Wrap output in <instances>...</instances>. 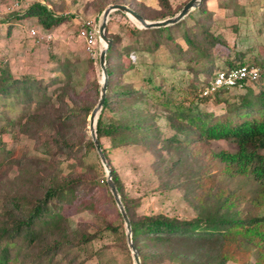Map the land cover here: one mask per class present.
<instances>
[{"label":"trees","instance_id":"16d2710c","mask_svg":"<svg viewBox=\"0 0 264 264\" xmlns=\"http://www.w3.org/2000/svg\"><path fill=\"white\" fill-rule=\"evenodd\" d=\"M97 2L102 14L110 3L124 4L127 0ZM158 2L160 8L154 10V17H150L145 13V7L136 8L134 0H128L130 7L149 20L168 18L185 6L183 4L177 10L171 0ZM215 2L204 0L180 22L167 27L139 28L128 20L122 24L127 37L110 31L112 15L126 16L122 11L112 12L107 25V35L113 43L107 53V95L97 132L131 219L133 241L141 264H252V257H255L254 264H264V213L245 211L236 206L238 200L245 199L255 207H264V59L254 56L253 64H247L249 51L228 43L224 26H218L214 17L215 11L221 7L212 5ZM237 5L235 0L230 16L239 17L245 13L244 7L241 13L238 12ZM23 16L37 19L42 28L50 32L66 20V16L57 15L41 2L32 4ZM261 18L264 24V12H261ZM231 29L238 32L240 28L236 23ZM177 32L182 33L180 37ZM219 46L229 49L225 58L228 67L221 70L244 65L260 68L258 80L244 82L245 92L230 94L232 88H222L215 94L203 95L216 74H212L211 69L215 66L214 53ZM134 50L152 53L154 62L160 65H167L170 60L175 64L183 61L196 76L198 71L192 63H197L203 66V72L209 69L210 78L196 89L188 84L187 94L178 101L167 96L162 85L154 86L153 90H161L156 100L148 90L135 85L136 66H127L121 59V55H129ZM94 57V62L100 63L99 46ZM72 68L71 61H62L60 71L47 83L35 75H17L8 64H0V97L5 100L0 102V137L9 132L16 134V121L7 111L10 99L14 105L23 104L29 108L34 105L35 110L31 113H22L19 133L33 137L38 134V139L45 134L47 139L44 142L53 158L65 155L67 159L76 160L83 169L62 175L59 171L62 161L58 159L54 163L44 160L42 166L45 168L31 162L27 166L25 157L7 150L0 138V173L5 174L13 166H17L20 172L19 177L10 183L12 189L3 196L0 206V264H82L83 260L79 261L73 250L94 243L107 230L118 234L122 246L131 252L123 216L108 187L89 128V117L98 103L101 83L94 79L85 86L81 83L72 86ZM58 83L62 85L50 92ZM72 93L80 98H74ZM86 94H91L92 99L83 97ZM151 97L155 98L153 104L148 102ZM211 100L224 106L223 113L216 114L201 107ZM163 128H170L173 133L164 137ZM104 140L110 142L109 147L105 146ZM212 140H232L237 149L213 151L199 173L194 176L177 174L174 184L166 183L161 187L163 191L179 189L197 211L195 217L138 212V200L125 192L110 151H123L129 155L135 149L160 157L161 171L167 180L181 160L166 159L163 151L192 146L193 154L202 149L208 152ZM218 161L223 164L222 171L226 174L246 176L254 181L256 189L250 199L236 192L221 195L212 192L216 175L211 174L210 169ZM108 202L117 209V217L107 219V225L98 224L94 229L84 223H79L75 229L70 225L71 209L89 211L103 220L105 216L100 213L99 206Z\"/></svg>","mask_w":264,"mask_h":264},{"label":"rangeland","instance_id":"374dc122","mask_svg":"<svg viewBox=\"0 0 264 264\" xmlns=\"http://www.w3.org/2000/svg\"><path fill=\"white\" fill-rule=\"evenodd\" d=\"M19 1L21 4L20 9L13 11L10 9L13 0H0V64H8L17 75H35L40 77L43 82L49 83L51 77L60 71V63L64 60H69L73 64L72 86H80V83L85 86L89 81L94 79H98L100 83L102 82L103 72L100 63L94 62L96 58L89 54L84 40L78 36L83 20H90L99 24L102 14L99 13V3L97 0ZM187 1L171 0V3L178 10ZM237 1V11L241 13L244 7V14L239 17L230 16L232 13L231 8L235 5V0H227L225 3L224 0H216L212 5H221V7L219 6L218 10L215 11L214 17L218 20V26H224L223 32L228 43L231 46L236 44L240 50L249 51L246 63L253 64L254 56L264 59V24H262L261 18V12H264V0ZM36 2L47 5L57 15L66 16L65 22L55 30L57 36L55 41L40 44L29 35V30L32 27H36L41 32H44V28H42L37 19L25 18L23 16L24 12ZM124 4L129 5L128 0ZM134 5L136 8L145 7V13L150 17H154V10L160 8L158 0H134ZM126 16L122 14L112 15L110 31L127 37L126 28L122 24L131 19ZM131 21L136 24L133 20ZM236 23L240 28L238 32L231 29V25ZM181 34V32L176 33L179 37ZM182 43L187 46L184 40H182ZM228 53L229 49L226 47L219 46V49L216 48L214 53L216 62L214 68L211 69L212 74L228 67V63L225 60ZM231 55L232 57L235 56L234 50L231 51ZM121 59L127 66L131 64L136 66L134 74L135 85L148 90V94L156 97V100L157 96H160L161 90H153L154 86L162 85V88L167 92V96L173 97L175 101H178L182 98L183 94H187L188 84H191L192 88L196 89L210 78L209 69H205L206 72L205 70L203 72L201 70L203 66L197 63H192V66L198 71V76H196L195 72L189 70L183 61L178 64H175L172 60L168 61L167 65L156 64L153 54L145 51L134 50L129 55L124 53L121 55ZM158 60L160 61V59ZM61 85L62 83H58L52 86L50 92ZM243 92H245L244 87L237 90L236 88H232L230 90V94ZM73 97L80 98L75 93ZM83 97L92 99L91 94H86ZM3 101L5 100L0 97V102ZM54 101L56 102L55 98ZM148 102L153 104L155 98L151 97ZM9 103L7 111H9L8 114L12 119L16 121V134L9 132L4 134L2 138L0 137L7 150L19 152L18 154L25 157L26 161L24 164L27 166L31 162L32 165L39 164L41 165L39 166L40 168H45V165L42 166L44 160L54 163V160L58 159L60 162L62 161L61 164L59 163V171L62 175H70L76 171L83 170L76 160L67 159L65 155H58V158H53L54 156L52 157L49 153L48 145L44 142L47 139L45 134H43L41 139H38V134L36 137L20 134L22 113H31L35 110V106L33 105L29 108V106L23 104L14 105L13 99H10ZM201 107L216 114L223 113L224 108L222 104H216L212 100ZM162 132V136L164 137L170 136L173 133L170 128H163ZM104 144L107 147L110 146L108 140H104ZM191 148L192 146L183 150L163 151L166 159L172 161L180 158L181 160V164L177 165L173 175L167 180H165L164 171H161L163 163L159 161L160 157L148 151L144 152L135 149L129 155L123 151H110L113 164L124 184L125 192L128 196L137 198L138 200V212H163L172 216L187 218L196 216L197 211L184 198L183 193L179 189L163 191L161 187L165 186L164 184L166 183L168 185H170L169 183L174 184V178H177V174L194 176V174L199 173L203 163L207 162L206 158L211 152H219L221 150L235 151L237 145L232 140H212L207 147L208 152L202 149L198 153L193 154ZM93 158L96 159V157ZM89 160H92V157ZM89 160L87 159L86 162ZM222 167L223 164L218 161L217 165L210 169V173L216 175L215 181L212 183V192L218 194L236 192L239 196L250 199L256 189L254 181L246 176H230L222 171ZM19 174L17 166L8 168L5 174L0 173V206L2 205L3 196L9 189H12L10 183L15 178H18ZM236 206L245 211L253 210L255 213L257 210L260 213H264V207H255L245 199L238 200ZM99 210L105 216L103 220L89 211L79 212L71 209L69 211V223L74 229L79 223H84L86 226L92 225L94 229L98 224L100 226L107 225V219L114 220L117 217V209L110 202L99 206ZM73 254L78 255L79 261L83 260L82 264H131L133 259L131 252L129 253L122 246V243H120L119 235L109 230L103 232L94 243H90L83 249L75 248ZM90 254H92L91 257H89ZM251 260L252 264H254L255 257H252ZM227 264L238 263L228 262Z\"/></svg>","mask_w":264,"mask_h":264},{"label":"water","instance_id":"95a60500","mask_svg":"<svg viewBox=\"0 0 264 264\" xmlns=\"http://www.w3.org/2000/svg\"><path fill=\"white\" fill-rule=\"evenodd\" d=\"M204 0H190L185 6L177 12L175 15L170 16L165 19L161 20H148L146 17L138 13L132 7L127 4H109L103 11L101 20L99 23V39H100V47H99V55H100V65L103 72V78L101 82V90H100V97L98 100L97 105L93 109L89 120H90V132L92 139L95 143L97 152L100 156L101 162L106 171V179L108 183V187L116 201V204L120 210V213L123 216L125 226H126V233H127V241L128 246L130 248L131 254L133 256L135 264H141V258L139 252L134 244L133 241V230H132V223L127 212V209L124 205L122 200L121 193L118 189V186L113 178L112 174V167L106 157V154L101 146L98 132H97V123L100 116V113L103 109L104 102L107 95V87H108V69H107V53L113 43V39L108 37L107 35V25L109 22L110 15L114 11H122L125 13L131 20H133L139 28H161L174 25L184 19L187 15L190 14L193 10L198 8Z\"/></svg>","mask_w":264,"mask_h":264},{"label":"built area","instance_id":"2783aa9c","mask_svg":"<svg viewBox=\"0 0 264 264\" xmlns=\"http://www.w3.org/2000/svg\"><path fill=\"white\" fill-rule=\"evenodd\" d=\"M21 7L19 0H13L10 9L15 11ZM99 24L90 20H83L79 30V38L83 39L86 48L91 56H95L98 46L100 47L99 39ZM31 37L36 38L40 43H48L53 41L54 33L50 31L41 32L38 28L32 27L29 30ZM260 68L255 65H244L230 70H218L205 88L203 95L215 94L222 88H243L244 82L256 81L260 78Z\"/></svg>","mask_w":264,"mask_h":264},{"label":"crops","instance_id":"0c3cea01","mask_svg":"<svg viewBox=\"0 0 264 264\" xmlns=\"http://www.w3.org/2000/svg\"><path fill=\"white\" fill-rule=\"evenodd\" d=\"M110 19V18H109ZM100 23V22H99ZM43 31L45 32L46 30H44L43 29ZM53 33H54V40L53 41H55V39H56V33H55V31H53ZM30 35V34H29ZM31 37V36H30ZM31 38H33V37H31ZM35 40H37L36 38H34ZM38 42V41H37ZM38 43H40V42H38ZM45 43V42H44ZM44 43H42V44H44ZM49 43V42H48ZM41 44V43H40ZM46 44V43H45Z\"/></svg>","mask_w":264,"mask_h":264}]
</instances>
